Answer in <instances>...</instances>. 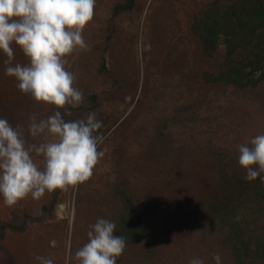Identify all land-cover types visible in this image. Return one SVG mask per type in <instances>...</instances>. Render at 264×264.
<instances>
[{
    "label": "trees",
    "instance_id": "16d2710c",
    "mask_svg": "<svg viewBox=\"0 0 264 264\" xmlns=\"http://www.w3.org/2000/svg\"><path fill=\"white\" fill-rule=\"evenodd\" d=\"M135 4H116L112 18L133 11ZM191 31L210 65L202 84H220L229 87L226 91L264 88V0H210L195 15ZM104 34L108 51L112 28ZM98 74L111 89L88 94L93 108L113 99L117 86L103 55ZM226 94L205 98L190 85L163 87L162 96L133 127L137 144H132L126 179L98 192L87 187L93 178L78 184L76 203L86 200L110 212L114 234L126 238L125 249L146 246L141 257L120 258L117 264H190L194 257L215 264L214 253L222 264H264V180H246L238 160V146L264 133V112L250 98ZM76 110L67 109L68 119L79 118ZM52 114L53 109L36 113L34 119ZM98 135L102 140L105 130ZM60 190L39 210H16L0 220V244L31 225H46L61 200ZM138 205L155 210L157 228L148 227Z\"/></svg>",
    "mask_w": 264,
    "mask_h": 264
},
{
    "label": "rangeland",
    "instance_id": "374dc122",
    "mask_svg": "<svg viewBox=\"0 0 264 264\" xmlns=\"http://www.w3.org/2000/svg\"><path fill=\"white\" fill-rule=\"evenodd\" d=\"M124 2L96 0L94 17L83 31L88 49L78 48L67 57L68 70L76 73L75 86L84 95L83 102L75 107V115L86 118L89 112L96 113V118L101 121V129L106 132L98 149L104 155L90 177L93 181L87 186L93 192L110 188L116 181L126 179L127 168L135 153L132 144H137L132 133L133 127L140 118L145 117L147 110L154 104L152 102L162 96L163 87L181 88L190 85L205 98L226 96L228 92L232 96L250 98L264 112L263 87L226 91L229 87L201 82L202 73L210 65L202 58L191 28L195 15L210 0H136L133 11L112 18L114 6ZM111 28L113 39L109 50L104 51V31ZM12 47L14 58L11 63L27 64L28 57L22 48L15 43ZM223 52L222 46L219 54L223 55ZM101 55L105 57L107 69L115 74L117 86L112 89L113 99L104 100L99 108H93L88 94H102L111 89V84L98 74ZM8 59L0 51V117L7 118L14 127L20 125L29 144H38L28 132V126L36 113H47L53 109L54 114L57 106L37 102L22 92L17 87V79L6 74L8 65L5 61ZM69 107L66 105L61 111ZM36 162L43 167L42 156H37ZM77 186L60 190L61 200L53 218L46 225H31L26 232L11 234L0 244V264H39L35 259L37 254L53 259L54 264H78L75 252L88 241L90 225L98 218L108 219L110 212L86 200L78 205L75 201ZM51 193L46 192L40 199H34L29 194L13 206L6 205L0 196V220L11 218L16 210H39ZM60 205L64 209H60ZM137 213L149 228L158 227L159 219L155 210L138 205ZM145 249V245L132 246L125 249L117 260L141 257Z\"/></svg>",
    "mask_w": 264,
    "mask_h": 264
},
{
    "label": "clouds",
    "instance_id": "9594fccd",
    "mask_svg": "<svg viewBox=\"0 0 264 264\" xmlns=\"http://www.w3.org/2000/svg\"><path fill=\"white\" fill-rule=\"evenodd\" d=\"M96 0H0V51L9 58L6 74L14 76L17 87L37 102L57 106L54 114L33 121L28 132L42 137L29 144L20 125L15 127L0 117V196L8 206L29 194L40 199L46 192L81 184L93 175L103 157L98 150L101 121L96 113L86 118L66 119V105L78 107L84 99L75 86L76 73L68 70V59L78 48L88 49L83 31L93 19ZM19 45L27 64L11 63L12 44ZM52 137V139H49ZM239 164L246 169L245 179L264 180V133L250 144L238 146ZM43 157V167L36 157ZM115 221L98 218L90 225L88 241L75 252L78 264H117L126 248V238L114 234ZM39 264H54L53 259L37 254ZM215 264L221 256L213 254ZM190 264H205L194 257Z\"/></svg>",
    "mask_w": 264,
    "mask_h": 264
},
{
    "label": "water",
    "instance_id": "95a60500",
    "mask_svg": "<svg viewBox=\"0 0 264 264\" xmlns=\"http://www.w3.org/2000/svg\"><path fill=\"white\" fill-rule=\"evenodd\" d=\"M59 207H60V209H64V206L63 205H60Z\"/></svg>",
    "mask_w": 264,
    "mask_h": 264
}]
</instances>
